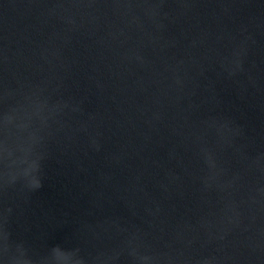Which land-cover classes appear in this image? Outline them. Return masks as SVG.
<instances>
[{
  "label": "water",
  "instance_id": "obj_1",
  "mask_svg": "<svg viewBox=\"0 0 264 264\" xmlns=\"http://www.w3.org/2000/svg\"><path fill=\"white\" fill-rule=\"evenodd\" d=\"M0 264H264V0H0Z\"/></svg>",
  "mask_w": 264,
  "mask_h": 264
}]
</instances>
